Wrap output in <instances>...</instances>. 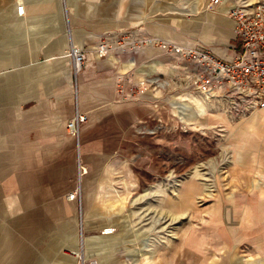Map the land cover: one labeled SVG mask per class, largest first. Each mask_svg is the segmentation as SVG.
I'll return each instance as SVG.
<instances>
[{"label": "rangeland", "instance_id": "1", "mask_svg": "<svg viewBox=\"0 0 264 264\" xmlns=\"http://www.w3.org/2000/svg\"><path fill=\"white\" fill-rule=\"evenodd\" d=\"M260 1L58 0L43 48L101 62L105 110L26 157L24 199L0 204V264H264V110L233 116L148 46L229 55L231 11Z\"/></svg>", "mask_w": 264, "mask_h": 264}, {"label": "crops", "instance_id": "2", "mask_svg": "<svg viewBox=\"0 0 264 264\" xmlns=\"http://www.w3.org/2000/svg\"><path fill=\"white\" fill-rule=\"evenodd\" d=\"M58 12V0H0V204L8 208L24 199L26 157L55 152L59 135L71 139L67 122L75 112L89 122L105 110L106 67L97 61L75 72L65 54L43 48L56 45Z\"/></svg>", "mask_w": 264, "mask_h": 264}, {"label": "built area", "instance_id": "3", "mask_svg": "<svg viewBox=\"0 0 264 264\" xmlns=\"http://www.w3.org/2000/svg\"><path fill=\"white\" fill-rule=\"evenodd\" d=\"M221 0H209L217 7ZM245 5L231 11L232 53H216L203 46H179L169 42L149 40L166 56L182 66L185 88L207 101L223 104L234 115L244 116L264 109V0L252 9ZM17 14L22 16L24 5L19 2ZM230 11V10H229ZM101 45L98 50H102ZM87 54L81 48H70L75 72L83 69ZM87 117L76 112L67 124V131L77 137Z\"/></svg>", "mask_w": 264, "mask_h": 264}, {"label": "bare ground", "instance_id": "4", "mask_svg": "<svg viewBox=\"0 0 264 264\" xmlns=\"http://www.w3.org/2000/svg\"><path fill=\"white\" fill-rule=\"evenodd\" d=\"M181 45V44H180ZM150 47V45H148ZM72 48H75V46H72ZM264 110V109H263ZM255 113V112H254ZM108 232V231H107ZM108 234V233H107Z\"/></svg>", "mask_w": 264, "mask_h": 264}]
</instances>
